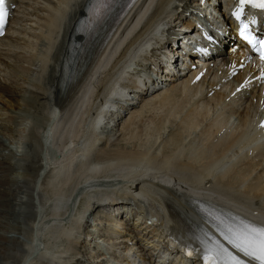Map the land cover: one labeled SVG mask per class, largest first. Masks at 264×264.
Returning <instances> with one entry per match:
<instances>
[{
  "label": "bare ground",
  "instance_id": "6f19581e",
  "mask_svg": "<svg viewBox=\"0 0 264 264\" xmlns=\"http://www.w3.org/2000/svg\"><path fill=\"white\" fill-rule=\"evenodd\" d=\"M211 1L213 0H207L206 4H203L204 7L208 8ZM8 2H5V5L13 7L11 13L23 8L22 13L26 15V18L24 24L20 25L24 31L20 30L17 33L18 30L15 27L17 24L14 23L13 32H9L8 28L7 35L0 39V64L4 65L5 59L1 55H5L8 59L17 57L12 59L19 64H25L26 67L22 73L15 70L17 73L24 74L22 75L23 83L20 84V80L16 82L19 92L6 81L0 82V101L21 114H25L26 111L27 115L21 116L22 120L32 116L38 122L32 132L36 160L32 157L31 161H27V165L23 168L21 182L17 180V174H15L18 163L13 162L11 158L0 160V264H40L38 259L44 251L23 263L22 255L28 248L26 242H30L31 238L32 241L34 239L47 248L48 244L51 246L49 238L57 233V238L63 241L62 250H66L69 241L70 246L76 247V240L71 238L70 229L66 228L67 221L72 222L74 218L73 223L77 225V221L81 223L80 219L86 215L91 206L90 197L95 193L105 192H115L116 198L123 199L124 202H127L126 197H129L127 205L116 203L111 204L112 207L131 206L133 203L130 204V201H132L142 210L143 207L137 200V196H141L165 208L170 220L167 218L161 220L160 227H168L173 234L174 240L177 241V245L173 248L175 251L193 252L190 257L193 263L202 261L206 247L223 243V248L236 256L242 264H256L251 258L225 243L217 230L202 219L190 205L191 202L196 201L190 193L201 197H214L212 195L232 197L238 199L237 202L252 206L257 214L264 215V182L263 186L253 187L261 181L264 170L261 174L258 173L257 182L246 188V180L259 165V161H253L247 156V152L234 148L244 134L248 133L253 137L250 151L255 153V158L261 160L264 157V142L260 143L259 140L263 136H259L261 133L258 132L253 133L252 130L255 128H251L252 110L258 107L264 109V84L262 85V81L258 78L256 66L248 65L234 77L233 71L241 64L243 54L241 51L231 49L221 51L209 61V64L213 63V68L201 70L204 74L199 82L179 77L168 79L167 75L157 72L161 81L169 80L166 86L168 88L161 92L159 89L148 96L147 91L146 93L136 91L137 74L128 76V73H123L126 60L131 57L141 42L145 41L144 33L160 15H164V19L176 15L183 16L189 11L190 5L198 6V0H155L151 14L139 32L135 33V28L154 2L150 0L149 5L125 32L124 28L131 20L137 3L123 18L106 44L98 47L92 58L85 63L83 74L66 99L60 94L66 79L65 64L71 59L68 55L69 47L73 37L78 41L84 39L82 36H77L76 26L80 18L85 15L84 11L90 0L32 1L36 7H40V13L35 12L36 14L30 12L31 6L28 8L22 6L29 2L25 1V3L24 0H8ZM212 5L213 10L219 13L221 0H215ZM193 15L191 14V18H194ZM221 15L225 23H231L225 14L221 13ZM188 26L191 28L193 24L189 23ZM7 37H13L14 42L10 40L7 42ZM227 39L229 43H232L230 35ZM160 49H162L161 43H158L155 48L148 51V54H142L144 57L141 56V66L148 63L154 64L161 58L157 57V51ZM115 54L118 55L114 56ZM160 63L159 61V68L163 69ZM6 76L9 75L5 74ZM230 76L241 89L246 90L248 96L241 94L237 86H228ZM122 77H125L131 85L128 86L127 83L121 85ZM119 86L127 91L128 97L129 94L132 96L115 107L116 100L112 102L110 99L121 92L118 89ZM137 93L151 99L134 110L139 104L134 99ZM124 103L128 107L124 108ZM123 110L125 114L122 116ZM127 111L130 113H126ZM231 113L237 114L240 121V126L234 132L228 129ZM127 114L129 117L125 118ZM18 119L20 117L10 116L8 121L12 123L17 122ZM202 120H205L203 126H201ZM51 121L53 122L46 132V126ZM139 125L148 129V132L143 134L146 137L143 140L139 139L136 131ZM169 127L170 134L168 133L169 135L160 141L162 134ZM108 128L112 132V141L105 142V147L109 144L107 149H102L101 146H99L101 149L94 147L95 153L90 151V148L96 145L92 144V147H88L89 150H85L82 154L77 152L78 148L85 145L84 143L83 146H77L78 142L81 143L80 139L84 142L83 137L86 136L89 140H97L100 130ZM6 129V132L12 134L11 128H8V131ZM57 135L58 139H56ZM197 135L200 142L198 145L196 144ZM49 140H53V148L62 147V150L68 148L66 151L68 153L61 151L60 156L54 154L50 146H47ZM115 141H118L117 146L111 149ZM27 142L32 144L30 140ZM155 144H157L155 151L158 152H153ZM219 160H224L226 165L216 169L214 164ZM52 165L58 167L54 172L55 179L50 175L53 170L51 173L48 171ZM138 167L149 169L140 171L137 170ZM144 175H150L152 181L141 180ZM122 178H125V182L118 183L117 181ZM194 178L200 181V190H195L192 186L195 184ZM64 179L58 194L53 195L50 190L59 186ZM170 179L176 181L179 188L163 186ZM100 187H104L105 190ZM160 190H164L163 195ZM155 196L157 197L154 198ZM79 208L84 211L80 219L77 218L80 213ZM92 208L97 210L100 206L94 205ZM115 209L120 210V208ZM99 214L109 221L118 223L114 218L120 219L122 211L116 215L103 212ZM248 215L256 218L252 213ZM50 219L53 220L52 223L49 222ZM145 221L143 223H146ZM58 222L65 226L64 229H58L55 226ZM128 222H130L129 219ZM128 222L122 225H130ZM95 223L100 224V222ZM132 226V230H129L132 236L128 235L129 244L139 245L143 240L149 239L139 232L140 230L146 232V228H137L136 224ZM108 234L114 235L115 238L121 236L113 232ZM155 237L158 236L155 235ZM41 238L45 239V244ZM125 248L129 249L128 246ZM152 256L150 254L147 257L148 264ZM68 259V264L83 263L80 258L74 256ZM180 261L183 262V260ZM164 263L165 260L159 262V264Z\"/></svg>",
  "mask_w": 264,
  "mask_h": 264
},
{
  "label": "rangeland",
  "instance_id": "374dc122",
  "mask_svg": "<svg viewBox=\"0 0 264 264\" xmlns=\"http://www.w3.org/2000/svg\"><path fill=\"white\" fill-rule=\"evenodd\" d=\"M25 1L26 2H29V3H26ZM32 1L34 2V1H37V0H24V2L26 4H23L22 6L23 7L26 6L27 8H28V6H31L32 8L29 7V8H31L30 12L32 11L34 13L35 12L36 13H40V9H39L40 7L39 6L36 7V5H34V3ZM23 10H24L23 8H20L18 10V12H16V16L12 20V22L15 20L13 22V25L11 24L12 22L10 23L9 32H13L12 27L15 26L14 23L17 24L15 26L16 27V30H18L17 33H19L20 30L21 31L22 30L24 31V29L20 28V25L24 24V20L26 18V15L24 13H22ZM17 27H19V28H17ZM12 38L11 37H9V38L7 37V42H9V40H10V42H14V38L13 39ZM1 56L5 59V61H4L5 63H4V65L3 64L2 65L0 64V82L2 83L3 81H6L8 84H11L12 87L19 92V87L17 86L18 84H16V82H17V80H20L19 83L20 84L23 83L22 80H23L24 74H21V73L24 71L23 69L26 67V65L25 64H19L15 60H13V59H15L17 57H10V59H8L7 57H5V55H1ZM16 69L19 72H21V73L15 72ZM146 72H148V70H146V69H144V68H142V67H140V66H138L136 64V65H134L132 67V69H130V71L128 73L129 74L128 76H132L130 74H137V75H140V76H146ZM5 74L6 75H9V76H6L7 77L6 78L5 77ZM10 77H12V78H10ZM124 81H127V82H124V83H127L128 86L131 85L128 80H124ZM136 96H138V95H136ZM25 97H29V96H25ZM142 98H143V100H142ZM149 99H151V98H146L145 97V99H144V97H141V98L139 97V99L136 100L137 102H139V104H138V106L134 110H137L138 107H140L144 102H146ZM23 115H27V112L25 111V114H21L19 111L14 110V109H11L8 105H6L5 103H3V102L0 101V160H2L4 158H8V159L11 158V160L13 162H17L18 163V167L16 168L17 170L15 171V174H17V180L19 182L22 181L23 168H25V166L27 165V161H31L32 160V157H33V159H35V157H34V151H33V145L34 144L32 142V132L34 131L35 125L38 122L32 116L31 117L28 116L27 117V120H22L21 119V116H23ZM10 116L20 117V119H18L17 122H12L11 123V122L8 121V118ZM128 117H129V114H127V116H125V118H128ZM230 122L233 123L235 127L238 126V120L235 117H232L230 119ZM239 126H240V124H239ZM8 128H11L12 134H10L9 132H6L5 131V129L8 131ZM237 128H235V129L228 128V129H229V131H233L234 132ZM170 130H171V128L169 127V129L165 133L162 134L163 137L160 139V141H162L164 138H166L170 134ZM238 130H240V129H238ZM136 131L138 132L139 139H142L143 140V139L146 138L143 134L146 133V132H148V129H145L143 125H139L137 127V130ZM101 135H102V137H101ZM111 135H112V132H110V129L108 128L106 130L105 129H101L100 130V133H99V135L97 137V140H94V141L92 139L89 140V138H86V136H85V137H83L85 139V141L82 142L83 139H80L81 143L78 142L77 146L78 147L83 146L84 143H85V145L83 147H81V148H78L77 147L78 148V149L76 148L77 149V152L80 153V154H82V152H84L85 150L86 151L89 150V148L92 147V144L93 145L96 144L95 146L92 147L93 149L90 148V151H92V152H95V148L98 149L99 146H101L102 149H104V148L107 149V147H109V144H107L106 147H105V144H106L105 142H107V141L108 142H111L112 141ZM194 136L195 135H193V137ZM109 139H110V141H109ZM113 139H114V137H113ZM118 139H120V137ZM28 140H30L32 142V144H30V142H27ZM86 142H88V143L86 144ZM117 142L118 141H115L114 145L113 146L111 145L112 147L110 146L111 149L115 148V145L117 146ZM199 143L200 142H198V135H197V137H196V144L198 145ZM157 144L153 145V146H155V148L153 149V152H158V151H155V149L157 147ZM159 145H161V144H159ZM75 147H76V144H75ZM75 147H74V149H75ZM61 148L62 147H59V148L57 147L58 150H60ZM70 149H71V146H70ZM99 149H101V148L99 147ZM66 153H68V152H66ZM82 164H84V163H82ZM81 165H79V167ZM254 168H255V166H254ZM57 169H58V167L56 165H52V168H50L48 170V171H50V173L53 170V172L50 174L51 175V178H54L55 179L54 172H56ZM148 169L149 168H147V167H138L137 168V170H140V171H145V170L148 171ZM263 170H264V162H262L261 165L256 166V169L253 170L250 173L248 180H246V178L243 177L246 180V182H247V187L246 188L251 187L252 185H254L257 182V180H258L257 177H259L258 175L261 174ZM142 178H141V180H144L145 182L152 181V179L150 180V178H151L150 175H146V176L144 175V177H142ZM124 179L125 178H122V179H119V180H124ZM235 179H237V178H235ZM64 181H65V179L62 180V182L59 184V186H55L54 188H52L50 190L53 193V195L54 194H58L59 189H60L62 183H64ZM155 181H157V180H155ZM159 182H161V181H159ZM236 182H238V181L236 180ZM252 182H253V184H252ZM263 182H264V176H262L261 177V181L258 184H255L253 187L263 186L262 185ZM176 188H179V186L176 185ZM100 189H104V187H100ZM163 191L164 190H160V193L163 194ZM106 193L107 192H105V193H95V194H93L90 197L91 206H90L89 211H88V216L91 219H92V215L96 217V211H97V210H95V208H92L94 206V204H92V200L95 197H97L99 195L106 194ZM114 193L115 192H112V194H114ZM156 197L157 196H155L154 198H156ZM146 202H147L146 205H147L148 208H151V207H153L154 204H157V203L153 202L151 199L146 200ZM152 202L154 204H152ZM132 203L133 202H131V204ZM133 209H135V207L133 206V204L131 206H127L124 209V212H123L122 216L120 217L121 219L119 220V222H121V224L120 223H116L115 224L114 222H112V224L114 225V229L116 230L115 233L121 235L119 238L113 239V240H109L108 238L101 237L100 234H102L103 232L106 233V230H101V228H99L100 226L97 227V226L90 225L86 221V217H83V218H81V223L77 225L78 227L76 229L79 234H77V235H74L73 234L72 235V237L75 238L76 243H77L76 244V247H75L76 249L73 252H70L68 254L67 252H65L64 250H62L63 249V248H61L62 242H57V244H55V248L53 250L55 253L52 254V255L47 256L45 259L46 260H50L51 257H54V259H57V261H58L59 264H68L67 263L69 261L68 258H71V256H74L75 258H80L83 261V263H81V264H113V263L114 264H127V263L128 264H132V263L134 264L135 262H136L135 264H146V261H143V259H141L142 254L143 253L148 254V252L156 253L154 249L156 248V245H157L154 242V239L151 238L155 234V231L153 232L151 228H148V226H149L148 223H143L141 225L143 228H146L147 230H150L149 232L151 234L149 236L150 239L144 240L142 242V247L145 248V251H141L142 248L139 247V245L129 246V247H131V249L125 251V247L127 246V245H125V242H128L127 239L130 238L128 236V235H130V233L128 234V227H125L124 225H122V223H125V220H128V219L132 222V217L133 218H138V216H140V217L142 216V215L135 216V214H133ZM126 210L130 211L132 214L131 213L130 214L129 213H125ZM97 217H98L97 220H99L97 222H100V225H104V224H106V222L107 223L108 222H111V221L105 220L101 215H99V213H97ZM90 218L88 219V221H91ZM71 221L72 222H69V221L67 222L66 228L70 229V226L72 224H74L73 223L74 218ZM58 224H59V229H61V228L64 229V227H65L64 225H62L59 222H58ZM42 242H43V244L46 243L44 238L42 239ZM115 242H116V244H115ZM107 248H109L111 250L114 249V250H116V252L119 251L120 253H122V252L127 253L129 255V259H127L128 262L126 260L124 261L122 259V257L120 255H118L117 253H114L115 255H112V254H106L105 255L104 254L101 258L96 259V256L95 255H98V252L103 251V250H106ZM43 249H44L43 250L44 253L42 255V258H43L44 255H47V251L49 250V244L47 245V248H46V246L45 247L43 246ZM146 250H148V252H146ZM138 254H140V255H138ZM63 256H66L67 257V258L65 257L66 261H65V259H63ZM138 257L142 261L139 260ZM133 259H135L136 261L133 260ZM71 261L74 262V260H71ZM46 263L47 264H50L49 261H46ZM46 263L45 262H42V264H46Z\"/></svg>",
  "mask_w": 264,
  "mask_h": 264
},
{
  "label": "snow or ice",
  "instance_id": "6c2138e0",
  "mask_svg": "<svg viewBox=\"0 0 264 264\" xmlns=\"http://www.w3.org/2000/svg\"><path fill=\"white\" fill-rule=\"evenodd\" d=\"M252 3L254 7L264 8V0H241V5ZM242 13L240 11L234 13L237 19ZM8 12L5 7V0H0V34L5 27ZM247 25L241 28V36L248 40L249 43L256 47L257 44L245 35ZM259 46L264 49V40L259 41ZM261 60H264V50L261 51ZM264 127V124L261 125ZM226 239L238 252L246 257H250L256 264H264V225H258L253 222L244 223L240 228H229L225 234ZM192 255L191 252L188 253ZM205 264H242V262L231 253L219 246L206 247L203 257Z\"/></svg>",
  "mask_w": 264,
  "mask_h": 264
}]
</instances>
